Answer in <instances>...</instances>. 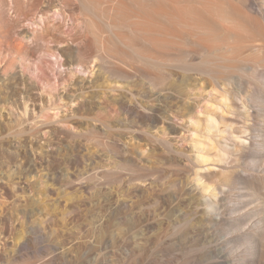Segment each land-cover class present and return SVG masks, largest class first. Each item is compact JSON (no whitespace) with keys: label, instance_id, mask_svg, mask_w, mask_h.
I'll list each match as a JSON object with an SVG mask.
<instances>
[{"label":"bare ground","instance_id":"bare-ground-1","mask_svg":"<svg viewBox=\"0 0 264 264\" xmlns=\"http://www.w3.org/2000/svg\"><path fill=\"white\" fill-rule=\"evenodd\" d=\"M74 1V23L92 45L82 58L73 42L54 48L62 65L88 76L56 100L21 74L3 79L15 90L17 119L4 105L0 116L22 124L17 132L29 139L14 153L0 130V167L39 173L52 156L69 157L37 181L0 184V199L20 206L16 218L0 216V264H153L147 258L169 226L204 236L222 225L230 228L221 241L211 238L208 264H264V183L241 165L264 162V0ZM65 2L42 0L41 21ZM18 36L31 34L21 28ZM47 107L57 118L44 119ZM103 154L113 155L105 169H81L96 162L89 155ZM159 163L183 181L155 176ZM243 183L250 202L236 197ZM85 212L89 220L77 226ZM37 244L40 263L29 256Z\"/></svg>","mask_w":264,"mask_h":264},{"label":"rangeland","instance_id":"rangeland-1","mask_svg":"<svg viewBox=\"0 0 264 264\" xmlns=\"http://www.w3.org/2000/svg\"><path fill=\"white\" fill-rule=\"evenodd\" d=\"M41 2L42 0H0V97L9 98L7 101L4 100L5 103L1 101L0 107L4 105L7 111L9 110L13 113L12 117L14 119L17 118L14 114L15 109L11 103L13 98H15V96L12 98L15 90H8L4 86V78L21 74L26 78L27 83L31 85V87L38 88L44 96H51L53 100H56L61 92L66 91V88L64 90V86H67V89H69L73 87L72 83H74L78 77L88 76V73L84 72L85 70L81 66H75L73 68L74 72H72L70 68L62 65V57L54 48L56 45H61L67 41L73 42L76 46V55L82 58L92 45L91 37L86 35L81 28L76 27V23H74V21H76V15L70 12V8L75 6V1L67 0V2L62 3L63 8L59 11H51L49 14L44 15L45 22L44 20L41 21V14L39 12ZM21 28H26L31 34V37H19L18 30ZM77 34H82L83 36L79 39H74ZM38 89H35L33 92L37 93ZM58 102L64 103L60 100H58ZM107 110L112 113L115 111L113 105L109 106ZM58 112V109L47 107V109L42 112V116L47 120L55 119L57 118L56 114ZM3 117L0 116V130H4L6 146L15 153L18 150L19 141L28 140L29 136L26 133L18 134L17 130L23 127L22 124L18 123L16 120L5 124L2 119ZM175 121L179 124L183 123V121L178 118H176ZM44 135L45 132L43 133V136ZM171 137L179 141V146L183 147L189 145L188 141L181 139V134H175ZM261 139H263L261 136L256 135L257 141ZM41 145L42 144H40V146ZM253 152L259 153L262 152V150L258 147ZM89 156L90 158H94L96 162L89 165V161L86 160L82 163L81 169L93 166L95 171H99V169L103 170L105 166L112 163L113 160V155L109 154H103L97 157L94 155ZM67 157H69V155L52 156V163H49L47 168L41 170L39 173L30 171L21 166L17 168L15 164H4L3 168L0 167V184L5 180L15 184L19 182L28 184L27 181L30 179L32 181H37L40 174L47 171L49 168L53 169V161L64 160ZM241 165H243L246 170L243 171V173L249 175L255 183H264V162L251 158L246 161L243 160ZM153 167L156 168L155 176L161 177V179L168 183H181L184 179V174L175 171L174 167L168 164L159 163ZM126 174L127 173H125V175ZM250 190L251 186L243 183L236 189V197L250 202V197L247 195ZM89 191L96 190L89 188ZM25 193L17 191V194H20V196L23 194L28 196L29 192H27V194ZM151 195L153 196V194ZM12 199L13 198L0 199V216L9 215L16 218L19 215L20 206L18 203L13 202L14 199ZM33 199L34 198L31 196L29 197V202L34 206L35 202ZM94 199H96V197H92L89 200L92 201ZM248 208L249 207H246L245 210H248ZM229 210L230 209H228V211ZM89 218L90 213L85 212L84 215L78 217L76 225L78 226L82 222H87ZM192 227L195 229L199 227L197 220L194 221ZM172 228L173 227L170 226L167 228L168 233L162 238L161 246L151 251V255L147 258V263L208 264L205 248L208 244H211L213 239L221 241L228 233L230 227L228 225L219 226L208 233L203 232L204 236L195 235L188 229H181L179 232L174 233ZM37 245V249L34 250L32 254H29V256L33 262L40 263L42 259H39L37 256L40 250H42V244ZM232 246L238 250L248 249L245 243H235Z\"/></svg>","mask_w":264,"mask_h":264}]
</instances>
